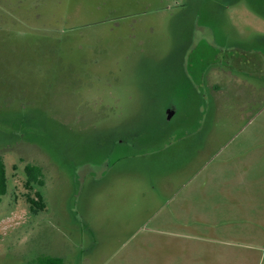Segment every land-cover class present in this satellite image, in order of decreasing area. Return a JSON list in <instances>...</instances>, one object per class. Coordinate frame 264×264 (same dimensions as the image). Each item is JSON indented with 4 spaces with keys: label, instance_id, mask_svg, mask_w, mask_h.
I'll use <instances>...</instances> for the list:
<instances>
[{
    "label": "rangeland",
    "instance_id": "obj_1",
    "mask_svg": "<svg viewBox=\"0 0 264 264\" xmlns=\"http://www.w3.org/2000/svg\"><path fill=\"white\" fill-rule=\"evenodd\" d=\"M0 161V264H264V0H0Z\"/></svg>",
    "mask_w": 264,
    "mask_h": 264
},
{
    "label": "crops",
    "instance_id": "obj_2",
    "mask_svg": "<svg viewBox=\"0 0 264 264\" xmlns=\"http://www.w3.org/2000/svg\"><path fill=\"white\" fill-rule=\"evenodd\" d=\"M244 188L242 194L245 196L243 200L242 211L244 212V216L248 219L249 223L245 232L246 241L250 243H246V247L251 249H259L261 250V259H264V181L253 182L251 184L249 181H246L242 184L236 183L234 190H238ZM245 192V193H244ZM247 193V195H246ZM250 233L252 236L250 237ZM237 235V234H236ZM231 254V255H229ZM225 261L214 262L210 264H238L235 256H232V251L228 254L225 253ZM248 263V262H247Z\"/></svg>",
    "mask_w": 264,
    "mask_h": 264
},
{
    "label": "trees",
    "instance_id": "obj_3",
    "mask_svg": "<svg viewBox=\"0 0 264 264\" xmlns=\"http://www.w3.org/2000/svg\"><path fill=\"white\" fill-rule=\"evenodd\" d=\"M252 54L254 57L256 55H259L258 52L248 50L247 54ZM260 56V55H259ZM247 65L248 67L251 66V61L250 59L247 58ZM24 173L26 180L24 181V186L26 187L27 190H31L34 185L42 187L44 182H43V175L42 171L38 166H35L33 164H26L24 166ZM7 190V177H6V171H5V166L2 161H0V195H4ZM27 202L30 206V210L33 213H37L38 211H42L45 208L44 202L42 200V196L39 192L35 193V197L32 198L30 196H27ZM45 264H60L61 261L60 259H50L47 261H42Z\"/></svg>",
    "mask_w": 264,
    "mask_h": 264
}]
</instances>
